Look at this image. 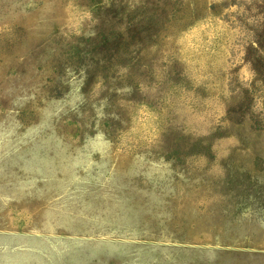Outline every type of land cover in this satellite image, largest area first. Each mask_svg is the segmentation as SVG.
Here are the masks:
<instances>
[{"label": "rangeland", "instance_id": "374dc122", "mask_svg": "<svg viewBox=\"0 0 264 264\" xmlns=\"http://www.w3.org/2000/svg\"><path fill=\"white\" fill-rule=\"evenodd\" d=\"M0 264H264V0H0Z\"/></svg>", "mask_w": 264, "mask_h": 264}]
</instances>
